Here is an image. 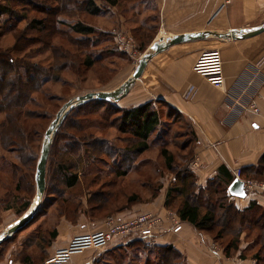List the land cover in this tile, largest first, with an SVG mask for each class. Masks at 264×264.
<instances>
[{"label": "rangeland", "instance_id": "rangeland-1", "mask_svg": "<svg viewBox=\"0 0 264 264\" xmlns=\"http://www.w3.org/2000/svg\"><path fill=\"white\" fill-rule=\"evenodd\" d=\"M33 1L53 8L57 7V3L53 0ZM93 1L100 9L99 15H93L79 9L57 17L59 23H65L63 25L59 24L58 28L65 33L68 32V35L65 34L63 38L59 36L54 41L58 47H66L71 50L70 54L74 55L76 49L71 48L68 38L70 40H83V36L72 31V26L82 23L86 27L94 28L98 33V37L93 39L96 44H93L90 49L91 57H87V52H80L79 57L73 60L72 58L70 60H67L66 57L61 58V56L56 59L50 51L42 49L45 47L40 44L30 47L25 53L21 54L24 61L41 64L50 70L53 67L59 72L56 71L58 72L56 74L58 77L57 82H50L45 85L43 96H46V98H43V96L38 97L41 107H30V111L34 112L35 115L33 116L35 118L29 122L32 135L27 142V149L24 147L25 150L19 153L18 149L0 144V196L2 198H5L6 194L9 196L6 195L4 199H8L5 205L7 208L0 210V264H44L49 248L57 241L56 238L52 240V232L56 231L58 238L59 232L67 236L74 231L72 230L73 226H78L77 230L79 231H83L86 227H91L93 230L92 237L90 236L89 239L85 238L88 237V234H81L73 237L69 244L80 249V251L90 250L95 264H146L147 260L151 262L150 264H153L154 256L150 253L152 250L148 251V249H152L155 244L147 240L141 241L144 244L141 245L136 243L140 239L123 238L119 243L120 247H117L116 244H111L101 250L99 246L96 247L100 238V243L103 244L105 222L110 218L128 219L140 215L133 214L129 216V212L138 211L143 208L142 206L161 199L164 201V205L168 201L167 203L170 205L177 206L180 203L178 195L174 194L168 198V193L178 189L179 179L177 180V175L181 171L190 170L189 172H192L196 168L193 166L195 160L192 154L195 144H191L193 139L189 128L184 125V121L179 115L170 112L167 107L155 105L162 122H166L163 124L166 127L161 129L162 134L154 133L148 144H140L139 141L135 140L124 142V138L130 139V137L114 131L107 125H103V129H99V125H97L98 117L91 115L86 119L87 128H85V132L83 131L80 135L103 137L114 142L118 148L123 149H139L144 145L147 146L145 151L138 155L139 167L127 174L126 177L124 176L123 179L122 177L117 179L114 178L116 167L114 168L112 164L116 157H101L104 158L106 166H102L100 163L97 167L94 166L97 173H100L102 177L98 187L102 184L115 182L110 192L117 195L105 204L95 202V205H87L89 194L96 191V188L93 190L88 189L83 181L76 189L63 191L65 192L64 200L67 199L68 202L62 209L61 201L54 202L51 200L54 198L52 195L53 187L57 188L59 184V187L62 190L64 189L63 175L56 167L51 169L50 166L47 190L41 200L37 199L38 190L35 180L37 165L46 132L56 119L59 111L66 103L82 95L111 92L120 88L133 75L143 58L150 53V42L156 33L157 18H155V12H152L155 0H116L118 5L115 7L110 3L113 0ZM26 13L27 22L20 24L21 31L32 21L42 19L45 16L30 9ZM2 22L0 20V50H6L15 44V33H7ZM153 22L155 23L153 24ZM140 26L150 28V32L146 31V28L142 30ZM39 30L37 27L31 29L28 33L29 37H37ZM142 34H144L145 39L140 37ZM124 41L127 44L129 43L127 52L125 50L127 45H124ZM88 58H91L93 62L91 66L88 65L90 62ZM65 64H68V66L63 69ZM56 75H53V79ZM44 99H47L48 102L44 103ZM106 102L119 108H133L132 106L124 107L123 103L120 102ZM167 115H170L171 120L167 119ZM79 116L83 117L82 114H79ZM3 119L4 116L0 115V125ZM87 121H89L88 124ZM175 122L177 124L170 129V133L167 135L165 131L169 130L168 127ZM71 127L76 126L71 125ZM65 130L66 128L61 130L60 136L62 138ZM23 131L26 132L27 130L23 129ZM163 151L168 153L166 157L162 156L161 152ZM122 158H124V155H122ZM26 161L31 163L29 168L22 166ZM169 162L172 164L168 165ZM13 163L22 169L20 176L25 177L20 191L16 190V183L12 178L11 164ZM83 174V163L81 162L79 170L81 181L84 180ZM105 190H108V188ZM154 197L156 199H153ZM27 204H29V208L25 210ZM36 207H38V213L27 227L9 237H5V234L14 223ZM163 209L177 216L172 208H169V210L164 207ZM257 235V231L248 230L243 234V242H245L246 247L251 248L248 255H253L258 251V247L252 245V241ZM74 241L77 244H74ZM83 241L88 242L83 243ZM87 248L91 249L87 250Z\"/></svg>", "mask_w": 264, "mask_h": 264}, {"label": "trees", "instance_id": "trees-1", "mask_svg": "<svg viewBox=\"0 0 264 264\" xmlns=\"http://www.w3.org/2000/svg\"><path fill=\"white\" fill-rule=\"evenodd\" d=\"M53 1L57 3L55 8L33 0H0V20L3 21L7 33H15V44L6 50H0V115L4 116L0 125V144L18 149L19 153H22L25 148L27 149V142L32 135L29 122L35 118L33 116L35 114L30 111V107H41L38 97L44 95V87L47 83L58 81L56 74L59 72L53 67L50 70L41 64L24 61L21 54L25 53L30 47L40 44L45 47L42 49L50 51L56 59L61 56V58L66 57L67 60H70V58L73 60L79 57L80 52H87V57H91L90 49L93 44H96L93 39L98 37V33L94 28L78 23L72 26L71 30L82 35L83 40H70L68 38L71 48L73 50L75 48L76 53L71 55L70 49L58 47L54 42L56 38L59 36L63 38L65 34L68 35V32L65 33L58 28L59 24H65L64 22H58V16L79 9L93 15H99L100 9L93 0ZM110 3L113 7L118 5L116 0ZM28 9L42 13L45 16L42 19L32 21L21 31L20 24L27 22L26 12ZM34 27L40 29L37 37H29L28 33ZM140 27L142 30L146 28L144 26ZM145 30L150 32V28ZM140 37L145 39L144 34ZM88 59L90 60L88 65L91 66L93 62L91 58ZM67 66L68 64H65L63 69ZM53 75H56L54 79ZM43 98H46V96H43ZM43 102L47 103L48 100L44 99ZM155 105L167 107L170 112L174 113L172 108L164 105L163 101L151 102L140 107L119 108L114 105L111 106L106 101L94 100L74 108L56 132L50 150L46 169V190L50 166L51 169L56 167L63 175L62 183L64 187L63 190L59 187V184L57 188L53 187L52 195L54 198L51 201H61V207L64 209L68 200H64L65 192L63 191H72L79 187L83 181L88 189L93 190L96 188V191L89 194L87 205H95V202L105 204L117 195L110 192L115 182L102 184L98 187L102 177L100 173H97L94 166L97 167L99 163L102 166L105 165L104 158H101L103 156L116 157L112 163L114 168L116 167L114 178L122 177L123 179L124 176L126 177L127 174L139 167L138 155L145 151L147 146L144 145L139 149H123L118 148L114 142L103 137L82 136L80 134L87 128L86 119L91 115L97 116L99 129H103V125H107L114 131L129 136L130 139L124 138V142L135 140L139 141L140 144H148L154 133L162 134L161 129L166 127L163 125L166 122H162ZM79 114H82L83 117H80ZM167 119L171 120L170 115H167ZM175 124L177 122L170 127L167 126L169 129L165 131L167 135ZM71 125L76 127L72 128ZM163 126L164 128H162ZM62 128H66L62 134L63 138L60 136ZM23 129L27 131L24 132ZM190 135L193 139L192 132H190ZM161 154L163 157L168 155L166 151L161 152ZM192 154L194 155V149ZM122 155H124V158H122ZM31 160L33 161V159ZM81 162L83 163L84 173V180L82 181L79 176ZM171 164V162L168 163V165ZM29 165L31 163L27 161L22 164V166L28 168ZM11 171L13 173L12 178L16 183V190L20 191L25 178L20 176L22 169L13 163L11 164ZM189 171L183 170L177 175V180L179 179L178 189L168 193V198L174 194L178 195L180 203L173 206L166 201L164 207L166 209L172 208L182 224L188 223L196 231L210 235L215 243L225 249L227 256H233L240 250L242 236L246 230L257 231L258 235L252 241V245L258 247V251L252 257L258 264H264V209L256 202H251L248 208L243 211L235 206L228 192L234 178L229 171H226L225 166H221L218 175L208 180L205 186L198 185L195 174ZM241 175L245 180L264 182V155L261 157L258 166L241 170ZM91 176L93 178L90 179ZM107 188L108 190H105ZM7 197L9 196L7 195ZM5 198L0 196V210L7 208L5 205L8 199L4 200ZM28 208L29 204L24 209L28 210ZM57 235L58 233L53 231L51 234L52 240H55ZM141 241L143 242V240H139L136 243L144 245ZM119 245L117 247H120ZM250 249L247 248V250ZM148 251H151L150 253L154 256L153 264H188L186 257L171 245H154ZM150 263L147 260L146 264Z\"/></svg>", "mask_w": 264, "mask_h": 264}, {"label": "crops", "instance_id": "crops-1", "mask_svg": "<svg viewBox=\"0 0 264 264\" xmlns=\"http://www.w3.org/2000/svg\"><path fill=\"white\" fill-rule=\"evenodd\" d=\"M153 5L152 12L157 19L151 45L159 39L178 35H212L205 40L172 46L154 56L120 103L124 107H140L163 101L183 119L189 132L193 133L191 144H196L194 160L198 166L192 172L200 186L215 178L221 166L231 174L258 166L264 155V88L260 92L259 116L228 114L224 100L226 92L238 83L245 71L258 70L264 75V32L237 40H223L217 35L252 31L264 26V0H234L229 4L225 0H155ZM211 52H218L222 61L223 89L215 87L196 71L201 56ZM232 201L240 211L248 208L251 202L264 209V199L255 194L246 199L232 198ZM142 207L138 211H130L129 216L160 212L164 201L157 200ZM75 227L67 236L59 232V238L49 248L44 264L65 255L70 257L65 264L94 263L92 252L88 250L91 248L80 251L69 244L73 237L81 234H88L85 238L89 239L93 230L86 227L79 231L78 226ZM100 241L101 238L96 247L102 244ZM154 244L173 246L186 257L188 264H258L252 255H248L250 251L243 242V236L240 250L233 256H227L225 249L210 235L196 231L188 223H183L179 234H174L165 225L155 236ZM214 246L217 250L213 249Z\"/></svg>", "mask_w": 264, "mask_h": 264}, {"label": "built area", "instance_id": "built-area-1", "mask_svg": "<svg viewBox=\"0 0 264 264\" xmlns=\"http://www.w3.org/2000/svg\"><path fill=\"white\" fill-rule=\"evenodd\" d=\"M232 1L234 0H225V3L229 4ZM124 43V45H127L125 49L127 52L129 43L127 44L125 41ZM196 71L215 87L223 89L224 72L218 52H211L201 56L196 65ZM263 88L264 75L260 71H245L239 78L238 83L226 92L224 100L225 111L228 114L238 115V117L245 115L259 116L261 111L259 99ZM193 166L197 167L198 163L195 161ZM232 175L234 180L238 179L244 182L247 196L255 194L264 199V182L243 179L241 170L234 171ZM165 225L174 234L180 233L183 228L180 219L174 213L165 209L157 213L140 214L128 219L110 218L105 222L103 244L99 246V249L109 247L111 244L118 245L123 238L147 240L154 244L155 236L163 230ZM213 249L217 250V247H213ZM69 259L68 255L60 256L49 264H65Z\"/></svg>", "mask_w": 264, "mask_h": 264}, {"label": "water", "instance_id": "water-1", "mask_svg": "<svg viewBox=\"0 0 264 264\" xmlns=\"http://www.w3.org/2000/svg\"><path fill=\"white\" fill-rule=\"evenodd\" d=\"M263 32H264V26L252 31L240 30V31L229 32L228 34H219L217 36L223 40H228V39L237 40V39L251 38ZM211 35L212 34L210 33L185 34V35L174 36L172 38L159 39L150 46L149 48L150 53L143 58V60L140 62V64L134 71L133 75L120 88L111 92L88 93L86 95H82L66 103L57 114L56 119L49 127L45 135L41 156L36 170L35 180L38 190L37 199L41 200L46 190V169H47V163L50 155L51 146L53 143V137L55 136L56 132L58 131L59 127L61 126L65 118L74 108L82 106L94 100L114 101L116 103L120 102L122 99L128 96L133 84L142 76L148 61L151 60L154 56L168 50L172 46L185 42L205 40ZM228 192L229 195L233 198H238V199L247 198V192L245 190L244 182L242 180H238V179L233 180V182L230 184L228 188ZM37 213H38V207L33 208L28 213L24 214L22 218H20L16 223H14L9 228V230L5 234L6 235L5 237H9L12 234L21 231L25 227H27L34 220Z\"/></svg>", "mask_w": 264, "mask_h": 264}]
</instances>
